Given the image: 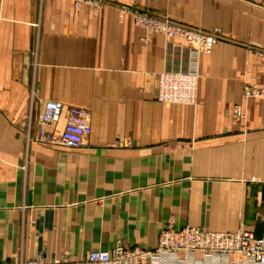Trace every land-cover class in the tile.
Returning a JSON list of instances; mask_svg holds the SVG:
<instances>
[{
	"label": "crops",
	"instance_id": "crops-1",
	"mask_svg": "<svg viewBox=\"0 0 264 264\" xmlns=\"http://www.w3.org/2000/svg\"><path fill=\"white\" fill-rule=\"evenodd\" d=\"M109 1L0 0L2 261L80 260L118 244L153 249L167 226L264 232V211L250 208L264 199V118L254 107L247 120L229 116L220 99L239 93L226 78L241 76L242 66H216L246 60L244 49L216 48L196 107L158 102V73L178 68L185 43L137 27L130 8L162 14L166 1ZM207 1L212 23L216 1ZM224 2L241 23L255 13L264 48V0ZM170 8L193 11L173 1ZM47 100L63 103L48 128L57 135L72 106L89 110L86 144L36 139Z\"/></svg>",
	"mask_w": 264,
	"mask_h": 264
},
{
	"label": "built area",
	"instance_id": "built-area-1",
	"mask_svg": "<svg viewBox=\"0 0 264 264\" xmlns=\"http://www.w3.org/2000/svg\"><path fill=\"white\" fill-rule=\"evenodd\" d=\"M76 4L80 6L94 3L93 0H76ZM135 19L141 27L157 28L160 31L166 29L164 21L150 15L137 14ZM180 30V27H170L168 34L172 31L175 34ZM196 33L198 38L191 37L196 49L208 50L214 43V35L199 31ZM160 77L161 84L157 93L160 102L196 103V87L192 74L172 75L171 72L164 71ZM63 111V103L58 100H47L42 104L39 115L40 130L36 139L44 143L79 148L86 144L92 133L91 113L86 108L72 106L68 110L62 131L57 135L55 130L48 128L54 127L61 120ZM0 264H264V232L261 236H255L244 227L224 232L197 226H167L159 233L153 249L118 244L110 250H91L80 260L61 258L49 262L39 256L18 262L0 260Z\"/></svg>",
	"mask_w": 264,
	"mask_h": 264
},
{
	"label": "rangeland",
	"instance_id": "rangeland-1",
	"mask_svg": "<svg viewBox=\"0 0 264 264\" xmlns=\"http://www.w3.org/2000/svg\"><path fill=\"white\" fill-rule=\"evenodd\" d=\"M162 1L163 4V0ZM167 4L166 10L162 14H153L148 10L141 8H130L132 10V14L134 16L133 21L137 27L142 28L139 24H137L135 16L137 14L142 15H150L154 19L164 21L166 23V29L160 31L157 28L149 29L143 27L147 31L152 32H161L168 39L171 38H179L184 41V59L183 61H179L178 68L176 69H167L158 73L157 77V93L159 85L161 84L160 74L164 71L171 72L172 75H176L177 73H181L183 75L192 74L193 81L195 82L196 87V103L195 104H178V105H187L191 107H196L199 104V86L201 84V80H205L204 70L202 68H209V70H214L212 62L215 60L213 56L216 48L218 46H239L242 47L245 51V56H247L246 60H233L227 59L225 62H218L216 66L222 67L223 65L230 66L231 69H239L242 66V74L241 76H233L231 78H226L227 83L232 85H240L239 93L233 94H224V99H220L224 102V104H229L227 106L230 107L229 116L235 120H247L249 118V109L252 107L258 108L262 113V117L264 118V48L262 45H257V41L255 38V29H254V21H255V13L253 11H249L243 14L245 19H243V23L239 22V20L235 19L229 12H224V0H215L216 2V11L212 12V16L215 17V21L212 23L208 22V1L207 0H199L194 2L193 0H165ZM181 4L182 8H193L188 9L187 12L178 13L171 11L170 4L172 3ZM207 1V2H206ZM76 3V0H75ZM93 5H103L111 3L109 0H93ZM129 4H137L135 0H130ZM89 5V4H88ZM192 6V7H191ZM195 20V22L192 21ZM214 23V24H213ZM244 24L245 29H242L241 26ZM170 27H180L178 33L173 34L169 32L168 29ZM211 27V28H210ZM210 28V29H203ZM228 28V31L226 29ZM241 29L244 32L243 41H239L235 38L238 37V31ZM196 31L205 33L207 35H214V43L208 50L198 51L196 46L192 43L193 37H197ZM236 32V33H235ZM247 33V34H246ZM249 36V37H247ZM192 37V38H191ZM194 42V41H193ZM241 43V45L239 44ZM239 44V45H238ZM223 48L221 49V52ZM253 58V59H252ZM188 62V63H187ZM190 63V64H189ZM187 64V66H186ZM229 72V71H227ZM226 72V73H227ZM184 77V76H182ZM210 83L212 78L209 77ZM170 85V82H169ZM257 92V93H256ZM230 95L234 96V98L229 97ZM158 100V96H157ZM158 102H160L158 100ZM162 103V102H161ZM170 104V103H164ZM253 194L255 195V191ZM250 208L254 213L259 211H264V199L262 200V205L255 206L254 204L250 205ZM247 223V222H246ZM256 223V222H252Z\"/></svg>",
	"mask_w": 264,
	"mask_h": 264
}]
</instances>
